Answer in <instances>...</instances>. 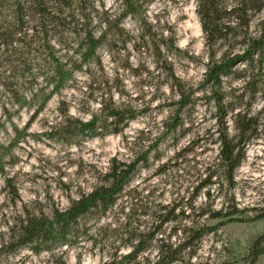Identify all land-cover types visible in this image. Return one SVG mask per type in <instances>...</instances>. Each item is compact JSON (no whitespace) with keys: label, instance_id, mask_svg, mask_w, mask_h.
<instances>
[{"label":"rangeland","instance_id":"rangeland-1","mask_svg":"<svg viewBox=\"0 0 264 264\" xmlns=\"http://www.w3.org/2000/svg\"><path fill=\"white\" fill-rule=\"evenodd\" d=\"M74 2L73 8L93 18L94 25L105 14L116 21L123 13L120 0ZM197 7L198 0H154L150 6H143L141 15L124 20L126 33L121 38L115 34L110 36L111 42L100 51L102 65H93L88 74L78 76L84 87L78 88L79 84L73 90L55 95L35 120L32 115L38 105L19 110L15 96L7 90L10 78L6 59L9 58L0 52V123H5L9 134L0 131V139L8 145L15 136L7 120L9 113L23 137L12 149V159L5 158L9 163L6 176L12 180L10 187L0 175V245L26 209L48 214L54 207L67 208L69 197L76 196L78 187L89 190L96 171L106 170L113 157L131 161L149 153L150 159L149 167L142 168L127 189L128 197L96 226L94 243L86 241L81 246L39 255L28 249L12 255L0 251V264H62L63 261L66 264H111L115 261L114 255L117 254L115 257L119 260L121 254L129 251L128 248L117 251L126 243V232L133 227L141 230L150 227L157 220L154 213L167 205H179L186 214L191 213L197 221L214 229L203 239L192 259L186 257L176 264H246L253 245L264 236V113L259 138L247 146L245 159L236 171L234 188L230 189L222 177L220 184L200 191L194 203L196 210L188 208L194 193L212 171L210 165L218 162L219 154L214 134L215 108L207 104L208 93L203 90L210 50ZM142 21L154 31L167 35L169 29L175 33L177 51L166 52V55L177 75L196 89L200 97L196 108L182 109L179 121L183 122V127L176 132L170 130L177 109L170 106L173 95L169 87L163 85L164 75L157 68L151 51L139 44ZM258 21L253 23L252 29H256ZM234 85L238 87V83ZM24 93L14 88V94L19 97ZM112 96L116 103L141 113L122 134L85 139L78 145L47 138L49 127L64 120L60 113L62 102L68 103L71 116L89 120L91 113L99 111L103 99ZM263 105L264 100L260 99L253 113L258 114ZM229 126L233 132L230 120ZM14 187L18 189L17 195L13 193ZM200 207L223 213L238 212L234 222L198 220ZM126 215L131 226L121 228ZM171 227H167V234ZM114 229L117 230L114 232ZM172 242L178 243V239L173 238ZM155 256L156 251L152 250L139 262L152 264Z\"/></svg>","mask_w":264,"mask_h":264},{"label":"trees","instance_id":"trees-1","mask_svg":"<svg viewBox=\"0 0 264 264\" xmlns=\"http://www.w3.org/2000/svg\"><path fill=\"white\" fill-rule=\"evenodd\" d=\"M74 1L0 0V52L9 58L6 60L10 83L6 88L15 96L19 110L38 105L32 115L34 120L55 95L73 90L79 84L81 86L77 87L83 88L78 76L88 74L93 65H102L100 51L111 42L110 36L115 34L121 38L126 33L124 20L141 15L140 9L154 2L120 0L123 13L116 21H111L105 14L94 25L93 18L73 8ZM82 1L86 3V0ZM227 1L198 0L197 14L210 50L203 90L208 93L207 104L215 108L214 134L219 154L218 162L210 165L209 170L212 171L194 193L188 207L191 210H196L194 203L200 191L206 186L220 184L222 177L230 189L234 188L236 171L245 159L246 148L259 138L262 125L264 105L258 114H254L253 110L260 99L264 100V0ZM257 20L254 30L252 26ZM141 30L140 47L151 51L157 68L164 75L163 85L166 84L173 95L170 106L177 109L170 130L176 132L183 127V122L179 121L182 109L189 106L196 108L200 100L198 91L177 75L166 55V52L177 51L175 33L169 29L167 35L154 31L144 21ZM14 88L25 93L19 97L14 94ZM61 105L60 113L64 120L50 126L46 136L51 141L64 144L78 145L85 139L120 135L141 116L133 107L116 103L113 96L105 101L103 99L101 108L91 113L89 120L71 116L68 103L62 102ZM8 116L15 136L8 145L0 139V175L5 177V183L10 187L12 180L6 176L9 163L5 158L13 157L12 149L23 137L12 121L11 113ZM5 127V123H0V131L9 135ZM149 165V153L142 159L131 161L113 157L106 170L96 171L89 190L78 187L76 196L69 197L67 208L54 207L48 214L26 209L9 228L7 240L1 241L0 251L12 255L28 249L39 255L64 247L81 246L86 241L94 243L98 230L96 226L128 197L127 189L138 172ZM13 193L17 195L18 189L14 187ZM237 212L223 213L222 210L216 212L200 207L197 218L234 222ZM127 217L121 228L131 226ZM154 217L157 220L150 227L145 226L143 230L133 227L126 232V243L117 251L125 248L129 251L121 254L119 260L115 257L117 254L114 255L115 261L111 264H140L139 259L152 250L156 251L152 264L181 263L186 257L192 259L203 239L214 232L213 228L193 218L191 213L186 214L179 205L160 207ZM169 225L173 227L167 234ZM173 238L178 239V243H173ZM263 261L264 236L253 245L245 263L260 264Z\"/></svg>","mask_w":264,"mask_h":264},{"label":"bare ground","instance_id":"bare-ground-1","mask_svg":"<svg viewBox=\"0 0 264 264\" xmlns=\"http://www.w3.org/2000/svg\"><path fill=\"white\" fill-rule=\"evenodd\" d=\"M200 32V31H199ZM199 35V34H198Z\"/></svg>","mask_w":264,"mask_h":264}]
</instances>
